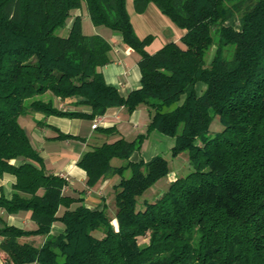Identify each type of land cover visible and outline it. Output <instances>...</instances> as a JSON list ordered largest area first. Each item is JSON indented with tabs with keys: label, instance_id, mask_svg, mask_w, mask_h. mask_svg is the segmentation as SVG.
I'll return each mask as SVG.
<instances>
[{
	"label": "trees",
	"instance_id": "16d2710c",
	"mask_svg": "<svg viewBox=\"0 0 264 264\" xmlns=\"http://www.w3.org/2000/svg\"><path fill=\"white\" fill-rule=\"evenodd\" d=\"M128 1L0 0V177H16L0 208L31 212L37 226L0 227L3 264H264V0H132L138 14L154 4L185 31L153 54L154 36L138 37ZM84 6L94 26L140 56L141 87L126 98L100 72L112 46L84 34L83 15H75ZM46 94L90 113L59 110ZM142 105L151 114L145 134L93 147L78 161L88 187L120 177L114 219L107 205L90 208L64 193L68 181L45 169L19 122L33 113L94 120L112 107L133 113ZM215 120L222 129L212 133ZM154 131L174 139V159L188 154L190 170L139 208L171 173L163 156L131 160ZM114 159L124 164L114 167ZM56 222L63 231L52 235ZM34 236H44L43 245L21 241Z\"/></svg>",
	"mask_w": 264,
	"mask_h": 264
},
{
	"label": "crops",
	"instance_id": "0c3cea01",
	"mask_svg": "<svg viewBox=\"0 0 264 264\" xmlns=\"http://www.w3.org/2000/svg\"><path fill=\"white\" fill-rule=\"evenodd\" d=\"M127 7L138 37L144 39L149 35L154 36V41L147 47L148 52L151 54L168 43H180L185 35V31L163 15L154 4H150L143 14H138L135 11L132 0L128 1ZM82 10L76 11L75 15H80ZM71 24L72 22H70L69 28ZM87 28L89 32L86 33V23L83 20L84 34L100 35L111 43V61L101 67L100 72L108 85L115 87L121 96L128 97L132 91L141 87L140 56L123 43L120 35L113 33L111 30L94 25ZM199 89H202V86ZM43 100L52 101L54 107L59 110L90 113V110L86 107H75L72 100L61 101L51 94L44 95ZM99 118V127L93 129L95 119ZM95 119L47 116L43 113H33L21 117L19 122L43 160L45 169L49 173L64 177L68 181L64 193L81 198L84 204L90 208H103L108 203L105 199L109 191L118 183L120 177L111 175L102 179L94 187H88L86 172L78 166V161L93 147L111 143L121 138L133 141L138 135L145 134L151 122V114L145 105L140 106L133 113H128L125 107H112L107 110L104 116ZM107 128H114L115 132L109 135L102 133V130ZM60 135L70 137L62 138ZM161 145L170 147L172 144H169L167 137L154 131L145 139L142 149L132 155L131 160L135 162L150 161L148 154L151 157H156L155 155ZM21 162V160H14L12 163L20 165ZM123 164L124 161L119 159L112 161L114 167ZM15 183L16 177L12 174H4L0 177V195L4 194L10 198ZM31 216L32 213L28 211L8 215L0 208V227L7 224L23 230H35L37 226ZM62 231L63 225L56 222L52 226L51 234L58 235ZM45 240L44 236L21 239L22 242H33L36 246L43 245ZM2 241L3 238L0 236V245ZM7 258L8 255L0 248V264L6 263Z\"/></svg>",
	"mask_w": 264,
	"mask_h": 264
},
{
	"label": "rangeland",
	"instance_id": "374dc122",
	"mask_svg": "<svg viewBox=\"0 0 264 264\" xmlns=\"http://www.w3.org/2000/svg\"><path fill=\"white\" fill-rule=\"evenodd\" d=\"M85 7V6H84ZM81 15H83V20L85 21L86 23V33L89 32L88 31V26L91 28L93 27V23L92 21L90 20V18H88V13H87V8L85 7L84 10H82L81 12ZM232 24L235 26V27H240L239 26V21H234L232 22ZM62 36H67L68 33H69V28L66 27L64 28L63 30H61L59 32ZM215 47L211 50L210 52V55H209V61H211V59L213 58L214 56V53H215ZM202 86V89L204 88V86L202 84H200L199 88ZM222 129V126L220 125L219 121L218 120H215L211 126V132L212 133H216V132H219L221 131ZM166 137V136H165ZM168 141H169V144L171 143L172 145H174V139L172 140V138H169L167 137ZM171 145V146H172ZM168 147V146H165V145H161V147L158 148V151L156 153L155 156H163L166 160L169 161V165H170V169H171V173L170 175L167 177V178H164L162 180H160L156 186H154L151 190H149L144 197H142L140 199V205H139V208H142L143 206V201L144 200H147V201H150V202H155L161 195L164 191H166L169 187V185L171 184V182L176 178V177H182L184 176L185 174H187L190 170L189 168V161H188V154H182L180 155L179 157L177 158H173L172 157V153H171V150L173 147ZM149 158L151 160V158H154V157H151V155H149ZM120 181V180H119ZM118 181V183H119ZM115 188L113 187L107 197H106V201H108L107 203V214L108 216L111 218V219H114L115 216H116V206H115ZM96 236H101L102 233H98L96 232L95 233ZM148 239L147 238H140L139 239V242L140 244H147L148 243Z\"/></svg>",
	"mask_w": 264,
	"mask_h": 264
},
{
	"label": "built area",
	"instance_id": "2783aa9c",
	"mask_svg": "<svg viewBox=\"0 0 264 264\" xmlns=\"http://www.w3.org/2000/svg\"><path fill=\"white\" fill-rule=\"evenodd\" d=\"M100 125V118L99 119H95L94 124H93V129H97Z\"/></svg>",
	"mask_w": 264,
	"mask_h": 264
}]
</instances>
